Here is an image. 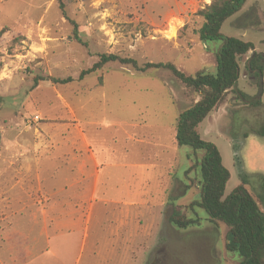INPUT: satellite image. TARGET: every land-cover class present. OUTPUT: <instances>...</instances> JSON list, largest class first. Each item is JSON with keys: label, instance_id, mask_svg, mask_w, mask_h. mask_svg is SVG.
<instances>
[{"label": "rangeland", "instance_id": "374dc122", "mask_svg": "<svg viewBox=\"0 0 264 264\" xmlns=\"http://www.w3.org/2000/svg\"><path fill=\"white\" fill-rule=\"evenodd\" d=\"M60 2L68 19L58 0H0V30L5 29L0 37V264H21L28 255L36 256L44 244L39 236L42 218H54L67 198L73 200L68 187L79 178L74 157L82 156L88 179L85 142L99 162H106L102 183L108 169L118 173L111 178L116 184L121 177L130 178L129 171L140 170L131 166L143 163L149 197L160 199L161 185L162 199L167 196L177 205L168 215L200 218L199 226H172L170 238L162 232L159 243L168 251H133V264L240 262L225 249L228 228L209 222L203 209H188L199 201L201 177L195 163L203 152L177 146L175 133L179 115L200 95L170 71L139 72L118 62L78 80L101 54L130 58L139 65L169 62L190 76L199 71L214 74L222 42L199 39L203 19L197 13L206 1ZM221 33L251 42L255 52L264 55V0H247L223 23ZM250 56L238 58L235 90L228 91L197 128L200 137L218 149L230 173L225 196L240 183L244 170L264 172V152L256 149L258 144L264 151V139L251 131L264 122V72L263 93L257 97L260 74L248 69ZM48 78L72 82L53 84ZM35 79L43 80L35 85ZM255 100L261 105L252 106ZM244 133L252 134L251 140L240 150L236 142ZM52 187L68 190L55 197L44 191ZM151 226L144 225L148 245Z\"/></svg>", "mask_w": 264, "mask_h": 264}, {"label": "trees", "instance_id": "16d2710c", "mask_svg": "<svg viewBox=\"0 0 264 264\" xmlns=\"http://www.w3.org/2000/svg\"><path fill=\"white\" fill-rule=\"evenodd\" d=\"M247 0H210L208 5L198 11L197 15L203 19L199 29V39L203 42L220 41L222 45L215 54V73L204 71L194 75H185L172 63H145L139 65L130 58H121L114 54H101L98 61L91 68L81 71L78 80L100 70L104 65L118 62L130 65L139 72L148 70L170 71L186 87L191 88L200 95L190 108L182 112L177 120L175 143L177 146H188L193 151H202V158L195 163L198 167L200 181L199 201L188 206L190 211L194 208L203 209L211 223H223L228 231L225 237V249L240 258L237 264H264V176L259 173L241 174L240 183L225 196V187L229 181L230 173L222 163L220 152L214 144L204 141L199 133L198 126L223 101L225 94L235 90L239 78L238 58L251 52L247 67L263 75L264 55L255 52L254 45L221 33L223 23L244 7ZM63 17L68 19L64 6L58 0ZM73 25L75 39L81 43L76 34V24ZM5 29L0 30V37ZM85 45V43H83ZM43 79H35L37 85ZM53 84H67L71 78L64 80L48 78ZM240 96L245 98L243 93ZM252 106H260L261 101L255 100ZM252 133L264 137V122L251 128ZM248 133L243 134L246 138ZM250 186L253 194L247 190ZM192 209V210H191ZM169 223L176 229H187L200 225V218H180L176 213L171 215Z\"/></svg>", "mask_w": 264, "mask_h": 264}, {"label": "crops", "instance_id": "0c3cea01", "mask_svg": "<svg viewBox=\"0 0 264 264\" xmlns=\"http://www.w3.org/2000/svg\"><path fill=\"white\" fill-rule=\"evenodd\" d=\"M205 1L207 5L210 3ZM251 135L236 142L240 150L251 140ZM85 145V159L91 166L88 179H85L87 169L82 166V156L74 157L77 167L74 173L79 178L68 187L74 192L71 197L73 200L70 202L67 198L60 206L62 210L54 218H42L43 226L39 236L43 238L44 244L37 250L36 256L28 255L21 264H38L39 261L47 264H133V251H168L169 247L166 249L160 246L159 241L164 230L166 238L172 237L174 231L168 213L177 205L167 201V196L162 199L161 185V198L149 197L146 180L143 179L145 165L141 162L131 166L132 169L140 170L129 171L132 176L121 177V182L116 184L111 178L118 173H108V169L107 180L102 183L101 174L106 162H99L91 148L87 147L89 144L85 142ZM256 149L259 154L264 152L263 146L258 144ZM241 164L243 168L246 167L245 156ZM244 171L246 174L261 173L264 176L261 170ZM68 189L52 187L44 191L60 197V192ZM145 223L152 224L148 235L151 240L149 245L145 242Z\"/></svg>", "mask_w": 264, "mask_h": 264}, {"label": "water", "instance_id": "95a60500", "mask_svg": "<svg viewBox=\"0 0 264 264\" xmlns=\"http://www.w3.org/2000/svg\"><path fill=\"white\" fill-rule=\"evenodd\" d=\"M247 64H249V63H247ZM262 93H263V78L261 75H259L257 97H260V95Z\"/></svg>", "mask_w": 264, "mask_h": 264}, {"label": "bare ground", "instance_id": "6f19581e", "mask_svg": "<svg viewBox=\"0 0 264 264\" xmlns=\"http://www.w3.org/2000/svg\"><path fill=\"white\" fill-rule=\"evenodd\" d=\"M209 1V0H208Z\"/></svg>", "mask_w": 264, "mask_h": 264}]
</instances>
